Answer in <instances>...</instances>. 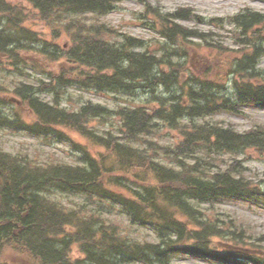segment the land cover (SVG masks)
<instances>
[{
	"label": "trees",
	"instance_id": "obj_1",
	"mask_svg": "<svg viewBox=\"0 0 264 264\" xmlns=\"http://www.w3.org/2000/svg\"><path fill=\"white\" fill-rule=\"evenodd\" d=\"M24 1L38 13L40 20L53 28L57 26L53 31L59 33L61 26L69 44L59 47L41 41L35 32L23 26L24 18L17 7L0 0V66L8 60L13 66L18 60L22 63L25 53L35 49L41 61L59 67L49 74L55 85L76 81L96 91L128 94L141 88H169L177 83L178 76L174 73L179 72V66L172 58L180 57L179 50L158 57L141 50L140 40L130 36L114 40L113 31L105 24L88 23L81 18L83 14L105 16L116 10L122 0ZM137 1L161 24L165 40L179 45L181 51L188 48L189 38L201 39L200 33L176 25L168 15L150 9L144 0ZM183 13L186 11L180 10L178 18L172 19H187ZM231 21L244 38L247 35L255 38L250 31L264 25V15L244 11ZM239 41L252 50L232 66L233 73L239 77L232 82L235 102L211 94L206 84L209 81H204L198 92L188 91L185 98H157L159 105L153 109L132 107L110 111L87 103L77 111L68 112L61 107L57 96L48 103L32 85L14 86L7 97L34 120L23 121L18 114L10 119L0 110V126H16L34 135L68 139L63 130L66 128L109 152L105 157H93L83 151L79 159L81 166H39L26 158L0 152V264H172V258L182 249L194 255L217 257L223 263L242 257L258 261L245 254L249 249L241 245L240 234L222 232L216 224L204 221L207 219L190 201L212 204L220 199L253 196L254 192L242 177L232 175L229 170L211 173L214 164L209 159L217 152L237 155L247 148L264 150V128L240 134L229 127L202 124L195 126L173 148L155 145L153 148L147 140L158 124L156 121L177 131L186 119L205 118L220 111L236 113L244 106L264 108V71L256 68L263 48L247 40ZM164 65L169 67L168 73L164 72ZM4 103L0 98V107ZM110 117L118 124L117 140L109 133L100 136L88 128L92 120ZM140 140L146 143L145 150L131 146ZM197 145L202 147L204 159L195 156ZM157 150L172 163L171 168L156 160ZM108 156H115L111 166L106 160ZM187 157H193V164H186L182 159ZM132 168L142 171L138 176V181L143 182L139 190L121 182ZM148 176L152 178L151 183H146ZM111 186L122 188L129 195L116 192ZM56 194L116 204L130 224L149 228L156 240L142 243L129 239L117 227L103 223L99 216L67 210L51 199ZM189 224L196 228H189ZM213 238L224 240L221 243L224 254L215 256L213 250L217 248L210 247ZM72 247L78 248V258L72 259ZM238 249L244 252L239 253ZM7 251L18 256L17 259L4 258Z\"/></svg>",
	"mask_w": 264,
	"mask_h": 264
},
{
	"label": "rangeland",
	"instance_id": "obj_2",
	"mask_svg": "<svg viewBox=\"0 0 264 264\" xmlns=\"http://www.w3.org/2000/svg\"><path fill=\"white\" fill-rule=\"evenodd\" d=\"M15 5L24 18L23 26L35 32L38 39L54 43L59 47L69 44V39L60 31H53L54 28L48 26L46 22L39 19L37 12H34L24 0H7ZM151 8H155L159 13L168 15L176 25L186 28L191 32L200 33L198 38H189L184 51H181L179 45L165 40L161 33V24L156 21L152 13H148L143 4L137 0H122L117 3V8L113 12L99 17L93 14H83L81 18L86 19L88 23L94 22L105 24L112 31L114 40H119L120 36H130L140 40L143 43L141 50H147L155 56L173 54L179 50L180 57L174 56L172 60L178 64L179 72L174 73L178 76L177 83L169 88L158 86L154 89L141 88L128 94H122L110 91H96L88 88L82 83L69 81L54 84L50 80L49 74L57 71L58 66L47 65L41 61L39 54L35 49L25 53L22 63L18 60L15 66L10 65V61H4L0 66V98L5 103L0 107L1 112L15 119L18 118L26 122L33 121V117L26 112L19 110L12 104L9 95L14 86L18 84L32 85L39 97L48 103H52L57 96L61 107L68 112L77 111L80 106L87 103L96 104L115 111L118 108L145 107L149 109L156 108L159 103L157 98L167 99L170 96L180 99L186 97L188 91L198 92L203 86L202 82L209 81L210 93L223 98H229L235 102L232 82L238 80L237 74L232 71V66L236 64L241 57L249 54L252 48L243 47L239 40H247L262 46L263 55L257 61L256 68L264 71V25L250 31L255 37L247 35L246 38L240 35V31L235 29L232 24V18L244 11H253L264 15V0H144ZM180 10H185L188 18H178ZM176 14V15H173ZM56 37V38H55ZM106 38V36H105ZM182 46V44L180 43ZM35 48L37 44H32ZM251 47V46H250ZM140 50V49H139ZM63 66V65H61ZM67 68V66H64ZM165 73L169 72L168 66H162ZM47 85V86H46ZM47 88V89H43ZM183 90V91H181ZM181 121L180 129L172 130L163 122L156 121L158 124L154 128L147 140L155 146L174 147L183 141L188 134L194 131L195 126L216 125L224 128H232L235 132L245 134L256 128H264V108L254 106H244L236 113L229 111H220L205 118H193ZM195 124V125H194ZM165 125V126H164ZM88 128H91L100 136L107 133L117 140L120 136L118 124L114 117L106 120H92ZM66 133L61 138L58 135H34L21 127L0 126V152L8 153L13 156L26 158L31 163L39 166L52 164H67L71 166H81L80 157L83 151H88L91 156L108 154V150L92 142L86 137L79 135L71 130L63 128ZM146 137V136H145ZM134 144V145H133ZM131 144L136 150H145L146 143L141 142ZM145 144V145H143ZM198 149L195 156L203 158L200 150L202 147L197 145ZM150 152V151H149ZM212 155L209 159L214 166L211 173L224 172L229 170L232 175L243 178V182L254 192L253 196L233 199H220L218 201L205 204H199L196 201H190L191 205L198 210L200 215L204 216V221L216 224L223 232H235L240 234L241 245L249 249L245 254L253 256L258 261L245 259L223 263L217 257L194 255L179 250L172 258V264H263L264 263V150L247 148L237 155L220 154ZM151 155V152L149 153ZM156 160L161 162L167 168L173 165L166 159L160 150L156 151ZM111 156V154H110ZM108 164H114L110 157ZM194 156V155H191ZM186 164H193V157L182 158ZM119 174V173H115ZM141 170L134 171L130 169L125 179L121 182L125 186L139 190V175ZM136 182V185H133ZM151 183L152 178L148 176L146 183ZM116 192H121L125 196L129 194L111 186ZM51 199L58 202L67 210H79L82 215L99 216L103 223L111 224L117 227V230L125 237L137 242H153L156 240L155 234L147 227H138L130 224L127 216L121 208L113 203L99 204L98 200H86L78 195L56 194L50 196ZM185 222V221H184ZM189 228H196L189 224ZM224 240L212 239L211 248H217L216 253L224 254L221 243ZM192 245V242L189 243ZM243 253L242 249H238ZM77 247H72V259L79 257ZM18 256L7 251L4 258L9 260L17 259ZM250 258V257H249Z\"/></svg>",
	"mask_w": 264,
	"mask_h": 264
}]
</instances>
